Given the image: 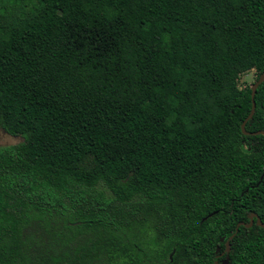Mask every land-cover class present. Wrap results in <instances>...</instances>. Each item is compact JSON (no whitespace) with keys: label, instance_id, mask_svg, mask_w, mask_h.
Returning <instances> with one entry per match:
<instances>
[{"label":"trees","instance_id":"trees-1","mask_svg":"<svg viewBox=\"0 0 264 264\" xmlns=\"http://www.w3.org/2000/svg\"><path fill=\"white\" fill-rule=\"evenodd\" d=\"M251 71L264 0H0V264L35 224L64 264H264Z\"/></svg>","mask_w":264,"mask_h":264},{"label":"rangeland","instance_id":"rangeland-1","mask_svg":"<svg viewBox=\"0 0 264 264\" xmlns=\"http://www.w3.org/2000/svg\"><path fill=\"white\" fill-rule=\"evenodd\" d=\"M258 76L251 71L241 76L239 86L241 88L252 86L257 82ZM23 141L20 137L7 134L0 128V147L16 145ZM32 238L29 254L31 264H64L69 260L75 251L87 245L88 239L77 237L67 247H64L52 233L46 232L42 227L35 224L27 232ZM107 258L95 260L90 264H107Z\"/></svg>","mask_w":264,"mask_h":264},{"label":"water","instance_id":"water-1","mask_svg":"<svg viewBox=\"0 0 264 264\" xmlns=\"http://www.w3.org/2000/svg\"><path fill=\"white\" fill-rule=\"evenodd\" d=\"M264 83V73H262L261 75H260V77H259V79L257 80V82H255L254 84H253V86H252V101H253V106H252V111H251V113H250V115L248 116V118L245 120V122L243 123V125H242V130H243V132H244V134L245 135H251V133H249V132H247L246 131V124L248 123V121L250 120V119H252L253 118V116H254V114H255V111H256V101H255V97H256V93H257V90H258V88H259V86L261 85V84H263ZM252 135H264V132H257V133H254V134H252ZM255 219H257L258 220V224L260 225V226H262V227H264V224L261 222V220L258 218V216L256 215V214H253L252 216H250V224H244L247 228H252L253 227V225H254V220ZM242 224H239L238 226H237V232H238V230H239V228H240V226H241ZM230 240L231 239H229L228 241H227V249L229 248V243H230ZM219 251V249L217 250V252ZM173 257V254L171 255V258ZM218 259H219V256L216 258V264H219V262H218Z\"/></svg>","mask_w":264,"mask_h":264}]
</instances>
